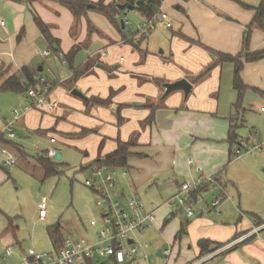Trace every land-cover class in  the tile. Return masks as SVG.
I'll return each instance as SVG.
<instances>
[{
    "label": "crops",
    "instance_id": "obj_1",
    "mask_svg": "<svg viewBox=\"0 0 264 264\" xmlns=\"http://www.w3.org/2000/svg\"><path fill=\"white\" fill-rule=\"evenodd\" d=\"M88 1L91 5L87 15L77 20L61 0H0V87L11 77L21 75L25 67L37 79L46 72L52 76V80H47L52 86L51 96L60 103L53 114L39 109L27 113L18 123L22 132L27 136H45L51 130L60 133L66 141H73L87 152L90 165L114 152L118 141H133L125 170L130 176L128 185L135 192L158 181L156 185H160L162 195L172 198L183 183L211 175H217L225 188L228 185L225 170L233 163L239 148L228 141L229 119L232 117L235 124L244 127L248 121L242 119V111L259 109L264 113V59L244 65L242 78L248 90L239 111L234 107L238 101L233 86L234 64L225 63L207 76H199L217 61L219 53L241 55L245 31L256 12L240 3L258 7L262 2L250 5L240 0H159L158 12H167L173 27L168 29L160 24L155 32L160 29L162 32L153 39L155 44L150 41L153 32L135 45L97 30L89 13L98 11L93 4L101 0ZM121 1L105 0V4L122 5ZM127 10H120V16ZM35 16L40 17L53 38L59 40V47L54 48L60 49L64 58L74 48L80 49L73 65L78 69L91 63L86 75L72 82L74 70L70 68L67 74L61 71L69 65L67 61L64 63L53 52L49 57L41 55L54 48L36 25ZM140 19L144 21L142 15ZM22 31L24 34L19 38ZM156 45L165 46V50L157 54ZM250 50H264V30L253 28ZM181 79L193 85L190 95L185 97L183 91H176L165 97L164 85ZM73 90L84 97L73 95ZM26 95L0 91V132L6 120L11 119L14 107L26 104ZM88 98H111L112 102L107 107L98 106L87 104ZM153 109L154 122L148 123ZM241 127H237V131ZM53 138L56 136L51 137L50 142ZM11 142L28 155L21 158L8 145L20 161L28 164L27 168H34L35 163L39 165L36 160L41 155L39 147V155L32 156L19 140ZM239 142L247 143L241 137ZM51 144H57V139ZM8 179L10 176L0 167V186ZM220 208L219 213L212 210L200 213V209L194 218L171 214L163 219L158 225L160 230L172 221L173 225L163 235L159 248L167 242L172 247L170 254L169 249L164 252L158 249L157 257L175 259L174 248L179 244L177 257L184 256L181 264H195L215 252L201 256L200 241L227 245L237 236L252 233L257 218L264 220V214L251 218L242 208L236 211L234 203L225 202ZM236 213L240 216L237 223ZM9 223L8 230L15 234L12 220ZM183 224L187 234L176 240ZM201 264H264V229Z\"/></svg>",
    "mask_w": 264,
    "mask_h": 264
},
{
    "label": "rangeland",
    "instance_id": "obj_2",
    "mask_svg": "<svg viewBox=\"0 0 264 264\" xmlns=\"http://www.w3.org/2000/svg\"><path fill=\"white\" fill-rule=\"evenodd\" d=\"M232 1L238 2L237 0ZM240 1L248 2L250 5H259L263 0ZM123 14L124 16L119 15L117 18L118 25L96 10L89 13V19L97 30L105 34H112L116 39H130L136 33V26L143 21L137 10H127ZM122 20L126 23L125 29L122 28ZM176 29H179L178 23H176ZM159 32H162L161 29L155 33L152 32L150 38L152 44H155L153 39H157ZM157 45L154 47L157 54L165 50V46ZM51 51L55 53L54 49ZM60 64L63 65L61 62ZM70 70L69 65L65 70L61 68V71L66 74L70 73ZM42 76L46 80H52V76L46 72ZM241 114L242 119L248 122L244 127H241V124L237 126L241 128L236 131V134L247 141L249 152L243 151L240 158L233 157V163L225 170V179L228 181V185L224 188L228 195L225 202L234 203L236 211L242 208L244 212H248L249 217L254 218L253 215L264 214V113L255 109L247 113L242 111ZM11 115L13 118V112ZM15 133L16 138L13 141L19 140V144L32 156L39 155L37 147L40 149V154H44L50 148L62 150L63 159L59 162L62 174L44 179V171L37 163L34 168L29 169L30 167L27 168L28 164L24 160H19L17 166L14 167L1 165L0 160V167L8 177L10 176V179L0 186V264H22L26 256L25 251L30 249L42 255L53 253L55 249L48 228L57 224L62 227L66 237H80L96 242L97 234L103 225V218L102 211L97 206L96 194L85 185L86 180L92 179L89 171H82V168L88 167L91 162L87 157V152L82 150L81 146L75 145L73 141H66L62 134L53 132V130L45 136L34 134L27 136L17 125ZM55 136L57 144H51L50 138ZM260 144L261 151L253 150L256 145ZM124 172H126L125 169H119L118 191L126 196L137 198L149 212L157 209L155 225L133 236L140 246V253L137 257L143 260L142 264H181L184 256L181 254L177 257L179 244L174 248L175 259L173 257L168 261V257L163 259L157 257L158 249L164 252L172 247V244L167 242L166 246L159 248V243L163 242V235L171 229L173 221L165 229L160 230L158 225L171 214L176 216L186 214L177 205L169 207L165 204L171 196L162 195L160 185H156L158 181L157 183L152 181L148 186L139 188L135 192L128 185L129 174L123 176ZM218 193L219 190L214 188L202 192L201 202L193 205L195 212L198 214L200 209L211 207ZM43 198L47 205L48 218L46 221H40L38 218L39 205ZM10 220H12L15 234L8 230ZM235 220L236 223L240 220L237 213ZM92 221L97 223V227L91 225ZM145 245H148V248L144 249ZM9 246L12 247L13 254L7 258L6 251ZM100 264L115 263L106 259L101 260Z\"/></svg>",
    "mask_w": 264,
    "mask_h": 264
},
{
    "label": "built area",
    "instance_id": "obj_3",
    "mask_svg": "<svg viewBox=\"0 0 264 264\" xmlns=\"http://www.w3.org/2000/svg\"><path fill=\"white\" fill-rule=\"evenodd\" d=\"M158 24H164L168 29L173 27L170 15L167 12L159 11L152 20L143 21L136 26V33L132 38L133 42L135 44L140 43L142 39L149 36L158 28ZM41 55L49 57L53 53L52 51H45ZM57 55L66 63L64 55L61 52ZM36 80L41 84L33 86L28 90L26 104L17 105L13 109V118L6 120L5 128L0 132V160L2 165L6 167L17 166L19 158L11 147L3 142V139L9 141L15 140L16 126L30 111L39 109L53 114L60 107V103L51 96L52 90L48 81L44 77L36 78ZM55 141L56 139H51L52 143ZM253 150L261 151V146H256ZM243 151L249 152L246 142H241L240 147L236 149V158L242 157ZM58 153V149L50 148L47 152V157L54 160ZM189 163H193L191 158L189 159ZM88 171L92 179L86 180L85 185L96 194L97 206L101 209L103 218V225L97 234V241L91 242L80 237H66L62 246L53 253L42 255L34 249L26 251L22 264H100L101 260L106 259L115 264H142L143 260L137 257L140 253V246L133 236L145 232L155 225L157 209L149 212L137 198L126 196L124 193L118 191L120 186L117 179L119 175L118 168L96 164ZM127 175V172L123 173V176ZM219 180L220 178L217 175H211L185 182L180 186L177 194L165 204L169 207L177 205L188 218H194L197 216V213L193 205L201 202L202 192L214 188L219 190L218 195L212 202L211 207L202 208L200 213H206L210 210L219 213L221 205L228 199L224 186ZM196 194L199 195L195 201ZM39 218L40 220H46L47 218V205L44 198L39 207ZM91 225L97 227L95 221H92ZM262 229H264V224L256 225L252 233L229 243L206 257L203 261L195 264H201L212 259L217 254L226 252L245 239L257 234ZM130 241L133 242L130 243ZM143 248H148V245H145ZM168 252L170 254L171 250ZM11 254L12 250L8 248L6 256L9 257Z\"/></svg>",
    "mask_w": 264,
    "mask_h": 264
},
{
    "label": "trees",
    "instance_id": "obj_4",
    "mask_svg": "<svg viewBox=\"0 0 264 264\" xmlns=\"http://www.w3.org/2000/svg\"><path fill=\"white\" fill-rule=\"evenodd\" d=\"M137 1L139 0H122L121 2L123 4L135 5ZM143 1L144 2L139 7H137L136 10L139 11V13L142 15L144 21L152 20V18L158 12L160 1L159 0H143ZM61 3L65 5L71 11L74 18L77 20L87 15L89 6L91 5V3L88 0H61ZM93 5L96 6L99 12L107 16L112 22L118 25L117 18L120 15L119 13L121 11L118 8L117 3L106 5L105 0H101L100 2L93 4ZM240 5L246 9L254 10L256 12L252 24L249 27H247L245 31L244 41H243V52L241 53V55H238V56H232L228 54L219 53L217 61L213 63L211 66H209L199 76L200 78H203L204 76H207L215 67L221 66L225 63L234 64L235 70H234L233 86H234V89L238 93V101L234 107L237 111H239L242 108L244 94L248 90V87L245 85L243 78H242V73L244 70L245 63L258 62L264 59V50L257 51V52H252L250 50V40H251L253 28L258 27L264 30V0L258 7H252L244 3H240ZM35 23L40 29V31L42 32L43 36L46 38V40L51 44V46L53 48L55 45L59 47V40H56L53 38L49 27L47 26V24L43 22V20L40 17L35 16ZM23 34H24V31L21 32L19 38H21ZM134 35H132V38L134 37ZM132 38L130 39L124 38V39L125 40L127 39L132 44H135ZM135 45H138V44H135ZM79 50H80L79 48H74L73 50L69 52L68 55H65V58H64L69 63L70 68L74 70V78L72 82L77 81L79 78L86 75L92 67V64L88 63L87 65L83 67L74 69V65H73L74 59L77 53L79 52ZM54 51H55V54L60 53V49L58 48L57 49L54 48ZM40 84L41 83L36 80L35 74L31 73V71L25 67L23 68L21 75L19 76L15 75L11 77L10 79H8L7 81H5L0 87V91L1 92H12V93H17V94H23V93L27 94L28 90L31 87L38 86ZM111 102H112L111 98L107 100H103L100 98H88L86 101L87 104H93V105L105 106V107L109 106ZM154 118H155V109H153V112L151 113V116L148 118L147 122L148 123L154 122ZM229 121H230V131H229L228 141L231 143L233 147L235 148L240 147L239 137L236 134V131H237L236 128L238 125L234 123V119L232 117L229 119ZM3 142L6 145H10L13 148V150L16 151V153L21 158L28 157L25 151L17 144H14L13 142L6 140V139L5 140L3 139ZM133 146H134L133 141H129L127 143L118 141V147L114 152L108 154L104 158L95 160L90 166L86 168H82V171L86 169L89 170L93 165H96V164L106 165V166H110V167L118 168V169H125L128 167V160H129V157L131 156L130 149ZM47 152L48 151L36 157L37 162L39 163V165L44 171V179H48L52 176H59L60 174H62V171H60L59 169L60 163L48 158ZM233 153L234 151L231 152V154ZM219 181L221 182V179ZM198 195L199 194L195 195V201L198 199L197 198ZM256 220H257L256 224L258 226L264 224V220L260 218H257ZM48 233L54 243L55 250H58L62 246L63 241L66 238V236H64L62 227L59 224L54 225L49 228ZM186 234H187V231H186L185 225L183 224L180 232L178 233L176 237V240H181ZM238 238L239 237L237 236L236 238H234V240ZM225 246H226L225 244L214 243L208 240H203L199 242V247L201 249V256L217 251L218 249H221Z\"/></svg>",
    "mask_w": 264,
    "mask_h": 264
},
{
    "label": "water",
    "instance_id": "obj_5",
    "mask_svg": "<svg viewBox=\"0 0 264 264\" xmlns=\"http://www.w3.org/2000/svg\"><path fill=\"white\" fill-rule=\"evenodd\" d=\"M144 1L139 0L135 5L131 4H122L118 5V8L122 11L128 9V10H134L137 7H139ZM122 28H125V21L122 20ZM165 88V97L170 95L173 92L176 91H183L185 94V97H188L190 93L192 92L193 85L187 80V79H181L179 81H176L174 83H166L164 85ZM73 95L79 96V97H84L78 90H73ZM62 160V153L59 151L58 155L55 158L56 162H60ZM133 241H130L132 243Z\"/></svg>",
    "mask_w": 264,
    "mask_h": 264
}]
</instances>
